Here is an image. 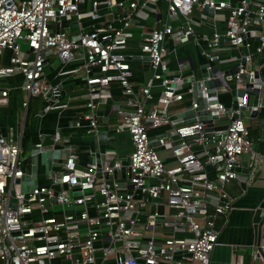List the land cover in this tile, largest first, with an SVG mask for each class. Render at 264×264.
Returning <instances> with one entry per match:
<instances>
[{
	"label": "built area",
	"instance_id": "obj_1",
	"mask_svg": "<svg viewBox=\"0 0 264 264\" xmlns=\"http://www.w3.org/2000/svg\"><path fill=\"white\" fill-rule=\"evenodd\" d=\"M166 2L169 16L178 17L180 12L187 23L179 31L166 23L163 28L146 32L142 38L141 48L150 57L153 79L162 87L154 100L150 86H144L140 92L134 89L130 58L123 48L132 36L134 19L148 18L147 10L156 11L151 5L157 0H0V79L22 74L27 93L33 97L43 96L49 107L56 109L63 91L60 85L45 81L47 60L58 55L64 62L81 61L88 101L87 111L75 126L84 127L87 133L98 131L97 108L111 93L112 84L118 83L126 95V105L132 110L117 107L122 120L116 125V131H127L133 143L127 163L122 159L100 166L92 162L81 169L77 166L75 152L61 154L59 167H53L48 174L49 184H39L22 192L16 181L27 168L21 143L0 134V264L207 263L219 243L217 220L233 209L226 185L242 178L238 168L243 154L252 155L253 167L259 158L243 118H231L226 134L217 141L208 140L206 125L197 120L175 128L178 136L175 143L165 136L157 138L161 146L172 144L173 156L178 161L175 167H166L150 135L151 129L171 124L169 115L159 113L157 102L169 106L182 101L185 93L181 85L184 77L180 74L184 63L179 59L180 72L169 73L165 40L171 36L180 43L190 41L195 30L189 15L195 5H207L227 19L224 32L216 31L206 38L208 69L215 60H220L219 52L242 47L247 51L241 56L237 77L251 73L255 70L249 67L254 55L251 48L255 45L257 54L264 53V31L253 30L264 25V0ZM88 4L90 9H84ZM85 13H90L95 21L90 30L82 29ZM64 18L79 21L80 42L62 30ZM20 39L30 50L22 51ZM7 50L11 54L8 64H4ZM263 68L264 65L259 70ZM216 77L223 81L222 87L228 86L224 70L220 68ZM196 81L194 77L186 93L192 94ZM205 90L209 99V91ZM8 98L9 88L0 84V106L5 105ZM28 104V101L23 103L26 108ZM246 105L247 95L244 102L237 101L235 107L228 108L218 101L217 94L215 99H209L208 109L224 116L227 112L239 114L240 107ZM54 138L58 142L60 136ZM195 145L202 146L201 156L195 153ZM35 148L45 149L42 143ZM220 156L223 157L222 169L216 179L211 180L206 166L217 163ZM119 171L125 174V186L117 179H106L105 174L115 175ZM183 174L187 177L183 178ZM152 180L159 182L152 183ZM163 193L167 195L166 204L173 210L172 214L151 212L152 200L161 198ZM208 193L216 197L206 200ZM54 205L62 208L54 210ZM35 206L41 217L38 220L32 219ZM91 208L96 212L92 213ZM144 210L151 212L146 222L142 221ZM261 213L252 244L254 264H264V201ZM197 217H202L204 223L198 222ZM156 228L171 229V237L157 235ZM148 230H151L149 234ZM179 231L191 236H176ZM102 240H107L108 245L98 248L97 243Z\"/></svg>",
	"mask_w": 264,
	"mask_h": 264
},
{
	"label": "crops",
	"instance_id": "obj_2",
	"mask_svg": "<svg viewBox=\"0 0 264 264\" xmlns=\"http://www.w3.org/2000/svg\"><path fill=\"white\" fill-rule=\"evenodd\" d=\"M151 6L156 8V11L152 9L147 10L149 14L148 18L134 19L133 26L131 27L132 36L129 38L126 47L123 48V52L130 58L133 73L131 81L134 84V89L140 92L144 86H150L155 100L162 87L159 84L160 82L153 79L154 71L151 61L141 48L142 38L146 32L155 28H163L166 23H169L179 31V29H182L186 25L187 19L180 12L178 17H170L166 0H157V3H152ZM84 9L89 10L90 5L88 4ZM84 15V19L81 21L82 29L90 30L95 21L91 18L90 13H85ZM189 16L195 30V34L191 36V40L186 43H180L171 36L165 40L170 60L169 73L178 74L180 72L178 67L179 59L184 63L182 73H180L184 77L181 84L182 88H184V99L182 101H175L169 106L155 101L158 104L159 113L167 114L169 117L183 111L187 105L192 103L193 97L191 94L186 93V91L191 86L194 77L197 80L202 78L201 66L208 61L205 55V51L208 50L206 38L211 37L216 31L224 32L227 27V19L224 14L221 12L211 13L205 11L202 4L195 5L193 12ZM65 20L68 24L65 29L62 26V30L71 33V35L77 34L78 32L71 31L70 29V24L74 20L67 18ZM119 23L117 22V24ZM253 30L263 32L264 25L253 27ZM246 51L242 47L221 51L219 52L220 60H215L213 63H217L222 70L226 71L227 69L239 66L241 56ZM251 51L254 55L249 67L259 70L264 65V53L262 55L257 54L255 45L251 48ZM5 53L9 56L11 54L10 51ZM4 61L5 59L2 63ZM220 61H223V64L233 62L234 64L232 67L223 69ZM260 71L264 77L263 69ZM44 74L45 81L58 84L62 87L63 95L56 109H51L49 102L47 103L45 98L40 99L38 96L33 97L27 93L23 88L22 74L15 73L0 79V84L9 88L8 102L0 106V134L11 141L21 143V154L27 159V168L31 166V151L38 143H42L45 148H60L62 156L67 155L69 151L75 152L77 155V166L81 169L87 168L88 164L92 162L103 164L107 161L122 159L127 163L133 151L130 134L125 130L116 131V125L122 120L117 107L121 110H132V107L126 105V95L122 87L118 83L112 84L111 93L106 99L101 100V104L97 108L98 131L87 133L84 127L78 128L75 126L79 117L87 111L88 101L86 94L87 86L83 72L81 71V61L64 62L58 55H52L46 62ZM240 86L242 85L237 80L229 82L228 86L224 87L225 89L222 88V94H225L222 98L220 97L218 87V101L228 108L235 107L237 105V88ZM261 89V96L257 106L258 113L255 116L252 114V101L254 97H251V105L247 109L245 118H243L244 120L246 119L245 122L247 121L250 138L253 141L259 162L256 166H251L253 157L250 153H245L240 157V168H248L249 173L245 174L241 172V179H234L226 185L227 191L233 201V209L227 215L220 216L217 220V227L220 229L219 243L210 254L206 264H233L235 247L241 251L242 249L247 252L250 251L252 256V244L256 240L257 226L262 215L261 205L264 201V87ZM25 101L29 103L27 108L23 105ZM260 104H262L261 107ZM45 106L46 108L43 109ZM47 107H49L48 110ZM230 120L231 117L216 119L214 125H226L229 124ZM83 124L86 125L87 122H83ZM258 127H260V131ZM175 128L176 126L171 121L169 125L150 130L152 144L156 146V150L164 159L167 168L175 167L178 161L173 156L172 144L161 146L157 138L165 136L166 139L175 143L178 140V136L174 134ZM100 130L108 131L107 142H101L98 133ZM55 135L60 136L58 142H55ZM193 148L199 156L204 153L201 145H195ZM203 160L205 159L203 158ZM222 166L223 157L222 159H218V162L212 165L211 168H207L208 176L211 180L216 179L217 173L222 169ZM58 167L59 165L54 168L57 169ZM39 174L38 171L40 184H44L43 182L48 184L50 182V177L46 174L45 167L43 178ZM182 177L185 178L187 175L183 174ZM109 179H117L123 186L126 185L123 171L110 175ZM151 182L158 183L159 180H152ZM214 197H216V194L208 193L205 198L206 200H210ZM166 201L167 195L165 193H163L161 198L153 199L151 202V212L157 210L164 214H172L173 210L166 204ZM91 212L95 213L96 211L94 208H91ZM151 212L144 210L142 216L143 222L147 221L146 217ZM196 220L204 223L202 217H197ZM150 231L148 230L147 234ZM171 231L168 228H156V234L163 235L166 238L171 237ZM176 236L190 237L191 234L186 231H179L176 233ZM102 245H108V241L102 240L97 243L98 248H101ZM178 254L180 255V253Z\"/></svg>",
	"mask_w": 264,
	"mask_h": 264
},
{
	"label": "water",
	"instance_id": "obj_3",
	"mask_svg": "<svg viewBox=\"0 0 264 264\" xmlns=\"http://www.w3.org/2000/svg\"><path fill=\"white\" fill-rule=\"evenodd\" d=\"M204 10L213 13L214 9L205 5ZM174 18L177 15L173 16ZM172 17V18H173ZM71 31L78 32L80 30V23L78 20H74L70 24ZM73 39L80 42L79 34L73 35ZM30 50V49H29ZM150 60V57H147ZM209 63H205L201 66L202 78L197 80L193 85L192 92V103L187 105L183 111H180L172 116L170 120L173 124L178 127L183 124L193 123L197 120L202 121L206 125L205 136L209 141L219 140L221 136L225 135L228 129V124L226 125H214L216 119H225V118H245L248 107L251 105V97L253 99V110L252 114L255 116L258 113V103L261 96V88L264 87V77L260 70H253L251 73L241 74L237 77V73L240 70L239 66L234 68L227 69L224 71V81L231 82L237 80L242 86L237 88L236 98L239 102L245 101V95H247V105L240 107V113H233L229 115L227 112L224 116H219L217 111L208 109L209 99H215L217 97L216 88L222 86L223 81L216 77V72L220 69L218 64H213L211 69H208ZM243 66H246V63L243 62ZM205 88L209 91V99L206 97ZM194 104L196 106H194ZM49 107H47V110ZM99 137L101 142H107V130H100ZM176 134V131H174ZM62 150L60 148H33L31 151V166L26 168L22 178L17 179L16 181L20 183V188L22 192H28L36 188L40 184L38 178L39 165L45 167L46 174H51L53 167L60 165L59 159L61 158ZM218 159H222L220 156ZM246 164V163H245ZM248 164V163H247ZM100 166V164H99ZM212 165H207V168H211ZM238 171L241 173H249V169L238 168ZM106 178L109 179L110 175L105 174ZM15 206V204H12ZM209 258L205 261L208 262Z\"/></svg>",
	"mask_w": 264,
	"mask_h": 264
},
{
	"label": "rangeland",
	"instance_id": "obj_4",
	"mask_svg": "<svg viewBox=\"0 0 264 264\" xmlns=\"http://www.w3.org/2000/svg\"><path fill=\"white\" fill-rule=\"evenodd\" d=\"M67 24H68V22L65 20V18L62 19V26H63L64 29L67 27ZM69 36H71V33H70ZM19 42L21 43L22 51L26 52L29 49L28 44L23 39H20ZM7 51H9V50H7ZM8 62H9V55H7L5 53V61H4V63L8 64ZM233 64H234V62L233 63H226V64L221 63L220 65H221V67H223V69H227L229 67H232ZM222 88H224V87H222V86L219 87V94H220L221 98L224 97V95H225V94H222ZM38 97L40 99H43V96H38ZM47 103H48V101H47ZM47 106H48V104H47ZM45 108H46V106L43 109H45ZM246 123H247V121H246ZM39 167H40L39 168V173H40L39 176L43 178V176H44V166L40 164ZM43 183L45 184L46 182H43ZM61 208H62L61 205H54L52 207V209H54V210H59ZM32 217H33L32 219H34V220H38V219L41 218L37 206L34 207V213H33ZM233 264H253V259H252V256H251V252L250 251L247 252L246 250H243V249L241 251V250H239V248L235 247L234 248V256H233Z\"/></svg>",
	"mask_w": 264,
	"mask_h": 264
},
{
	"label": "trees",
	"instance_id": "obj_5",
	"mask_svg": "<svg viewBox=\"0 0 264 264\" xmlns=\"http://www.w3.org/2000/svg\"><path fill=\"white\" fill-rule=\"evenodd\" d=\"M263 73H264V68H263ZM260 127H258V130L260 131V129H259Z\"/></svg>",
	"mask_w": 264,
	"mask_h": 264
}]
</instances>
